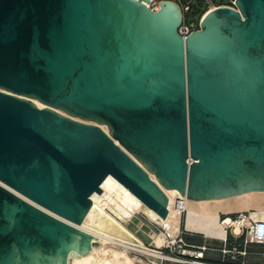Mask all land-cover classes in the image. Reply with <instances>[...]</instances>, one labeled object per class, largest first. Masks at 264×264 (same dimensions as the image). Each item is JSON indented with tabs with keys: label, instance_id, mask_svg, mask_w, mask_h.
Listing matches in <instances>:
<instances>
[{
	"label": "water",
	"instance_id": "95a60500",
	"mask_svg": "<svg viewBox=\"0 0 264 264\" xmlns=\"http://www.w3.org/2000/svg\"><path fill=\"white\" fill-rule=\"evenodd\" d=\"M235 5L183 37L171 0H0V264L87 254L48 212L81 224L109 175L164 221L163 189L264 192V0Z\"/></svg>",
	"mask_w": 264,
	"mask_h": 264
},
{
	"label": "bare ground",
	"instance_id": "6f19581e",
	"mask_svg": "<svg viewBox=\"0 0 264 264\" xmlns=\"http://www.w3.org/2000/svg\"><path fill=\"white\" fill-rule=\"evenodd\" d=\"M140 1L147 4L146 0ZM32 102L38 108H44V105L38 101L32 100ZM88 123L97 125L107 132V128L103 125ZM150 177L155 181L152 174ZM100 188L99 195L96 192L91 195V207L79 225L68 222L43 209L96 238V240L92 239L91 249L84 256L70 253L68 264H157V259L161 260L164 257L160 251L167 244L173 242L177 236V228L181 223V216L174 210L177 199H182L184 202L185 230L206 239H224V227L219 220L221 214L245 212L249 213L252 220L264 221V192H246L229 198L195 201L186 199L185 196L181 197L179 193L171 196L163 189L171 201L168 208L169 220L164 221L112 176H107ZM137 217H142L144 223L153 228L148 235L151 239L149 245H146L128 227L132 219Z\"/></svg>",
	"mask_w": 264,
	"mask_h": 264
},
{
	"label": "built area",
	"instance_id": "2783aa9c",
	"mask_svg": "<svg viewBox=\"0 0 264 264\" xmlns=\"http://www.w3.org/2000/svg\"><path fill=\"white\" fill-rule=\"evenodd\" d=\"M146 7L152 11H157L159 2L157 0H146ZM193 0H189L181 10L183 14L189 10V5ZM205 2L207 11L218 7H227L237 10L236 0H198ZM215 1H220L217 3ZM197 28L191 23L186 24L185 20L179 28L178 32L185 37L190 32ZM174 210L181 216L180 226L177 228V236L173 242L166 245L160 252L163 253V259H157V264H247L244 261H239L251 256L264 258V252L259 254H252L248 251V247H264V221L252 220L249 213H235V214H221L220 223L224 227L225 237L223 240H210L201 236V244L192 243L188 238L196 237L197 234L188 232L184 228V202L182 199H177L174 205ZM144 223L138 225L137 229L142 230ZM237 230V232H235ZM150 232V231H149ZM149 233L146 234L148 243L151 239ZM200 236V235H198ZM219 241L220 247H210L208 242ZM232 244V245H228ZM241 246V247H239ZM212 256H219V258L211 259ZM228 258V259H227ZM264 264V263H262Z\"/></svg>",
	"mask_w": 264,
	"mask_h": 264
},
{
	"label": "rangeland",
	"instance_id": "374dc122",
	"mask_svg": "<svg viewBox=\"0 0 264 264\" xmlns=\"http://www.w3.org/2000/svg\"><path fill=\"white\" fill-rule=\"evenodd\" d=\"M157 1H160V0H157ZM175 3H177L180 7L183 6L186 2H188L189 0H171ZM203 2V1H202ZM217 3H220V1H215ZM205 4V2H203ZM191 4V3H190ZM189 8H190V5H189ZM189 10L187 12H185L184 16H186L188 14ZM207 12V5H206V8L205 10L202 12V14L199 16V17H194L193 18V21H192V24L197 28L201 18L203 17L204 13ZM192 20V19H191ZM197 23V25L195 24ZM144 223V219L142 217H137V218H134L132 219V221L129 223L128 227L133 231L135 232L145 243H148V239H147V236L146 234L149 233L152 231L150 226H148L146 223H144V227L142 228V230H138L137 227L139 224ZM150 231V232H149ZM188 241L192 242V243H197V244H201V236H196V237H193V238H188ZM151 242V241H150ZM208 246L210 247H220V242L219 241H213V242H208L207 244ZM228 245H232V244H228ZM241 247V246H239ZM248 251L251 252L252 254H259V253H262L264 252V247H256V246H252V247H248ZM215 258H219V256H212L211 259H215ZM228 259V258H227ZM239 261H244L246 262L247 264H262L264 263V258H261V257H257V256H249L247 258H244V259H240ZM252 262V263H251Z\"/></svg>",
	"mask_w": 264,
	"mask_h": 264
},
{
	"label": "trees",
	"instance_id": "16d2710c",
	"mask_svg": "<svg viewBox=\"0 0 264 264\" xmlns=\"http://www.w3.org/2000/svg\"><path fill=\"white\" fill-rule=\"evenodd\" d=\"M205 8H206V5L202 1L193 0L190 4L189 12L185 16V23L191 24L193 21V18L195 16L199 17L202 14V12L205 10ZM195 24L197 25V23Z\"/></svg>",
	"mask_w": 264,
	"mask_h": 264
},
{
	"label": "crops",
	"instance_id": "0c3cea01",
	"mask_svg": "<svg viewBox=\"0 0 264 264\" xmlns=\"http://www.w3.org/2000/svg\"><path fill=\"white\" fill-rule=\"evenodd\" d=\"M252 263V262H251Z\"/></svg>",
	"mask_w": 264,
	"mask_h": 264
}]
</instances>
